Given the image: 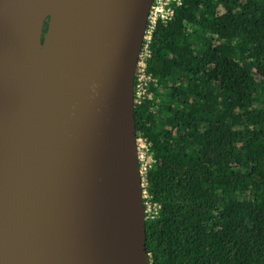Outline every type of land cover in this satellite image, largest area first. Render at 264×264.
I'll use <instances>...</instances> for the list:
<instances>
[{"label":"trees","instance_id":"1","mask_svg":"<svg viewBox=\"0 0 264 264\" xmlns=\"http://www.w3.org/2000/svg\"><path fill=\"white\" fill-rule=\"evenodd\" d=\"M178 1L134 104L147 263L264 264V0Z\"/></svg>","mask_w":264,"mask_h":264},{"label":"water","instance_id":"2","mask_svg":"<svg viewBox=\"0 0 264 264\" xmlns=\"http://www.w3.org/2000/svg\"><path fill=\"white\" fill-rule=\"evenodd\" d=\"M153 2L89 0L96 60L79 72L56 61L49 14L31 0H0V251H12L19 227L49 221L61 230L60 240L43 264L84 263L86 250L104 239V201L120 163L108 151L120 147L136 179L138 264H148L134 82Z\"/></svg>","mask_w":264,"mask_h":264},{"label":"bare ground","instance_id":"3","mask_svg":"<svg viewBox=\"0 0 264 264\" xmlns=\"http://www.w3.org/2000/svg\"><path fill=\"white\" fill-rule=\"evenodd\" d=\"M41 14L53 21L52 50L56 61L71 71H84L96 60L95 45L91 42L95 25L88 10L89 0H31ZM84 8L83 12L77 10ZM2 89L0 88V93ZM3 99L0 98V105ZM122 140V137H119ZM118 156V178L109 185L111 196L104 201L107 223L102 225V241L91 245L88 259L77 264H138L141 246L140 212L135 174L130 171L129 155L120 147L108 151ZM113 173V172H110ZM115 174L111 177L115 179ZM61 230L46 221L32 227H19L14 232L11 252L0 251V264H43L52 258ZM93 256V259L91 257Z\"/></svg>","mask_w":264,"mask_h":264},{"label":"built area","instance_id":"4","mask_svg":"<svg viewBox=\"0 0 264 264\" xmlns=\"http://www.w3.org/2000/svg\"><path fill=\"white\" fill-rule=\"evenodd\" d=\"M179 4L178 0H154L150 13H149V18H148V23L147 27L145 30L144 38H143V45L142 49L140 52V56L138 59V64H137V69L139 71V76H138V85L136 86L135 90V85H134V104L139 103L140 100L145 96L146 92V84H145V60L148 57V46L151 41V36L152 33L155 30L156 24L158 21H168L172 15H173V10L171 9V4ZM136 69V70H137ZM136 76V75H135ZM143 143V150L144 152H137V158L141 162L143 158H147V156L150 157V162H151V156L148 151L147 145L140 140ZM150 168V163L148 165H141L140 167V177H142V186L144 187V178L147 173V170ZM143 196L144 198L146 197L145 192L143 191Z\"/></svg>","mask_w":264,"mask_h":264},{"label":"rangeland","instance_id":"5","mask_svg":"<svg viewBox=\"0 0 264 264\" xmlns=\"http://www.w3.org/2000/svg\"><path fill=\"white\" fill-rule=\"evenodd\" d=\"M233 124H234V129H236V130H242L243 125H244L243 120L240 119V118H238V117H235V119L233 120ZM137 152H144V150H143V143L140 140H136V153ZM149 163H150V157L149 156H147V158H143L141 160V162L137 158L139 178H140V181H141V185H140V188H141V198H143V199H145V198H144L143 192H142L143 186H142V177H140V167H141L142 164L143 165H145V164L148 165ZM152 211H153V209L150 206H148L147 207V213H151Z\"/></svg>","mask_w":264,"mask_h":264}]
</instances>
